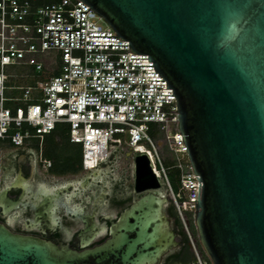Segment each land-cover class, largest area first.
<instances>
[{
  "label": "water",
  "instance_id": "95a60500",
  "mask_svg": "<svg viewBox=\"0 0 264 264\" xmlns=\"http://www.w3.org/2000/svg\"><path fill=\"white\" fill-rule=\"evenodd\" d=\"M80 1L153 62L131 67H154L173 90L210 263L264 264V0ZM133 180L138 198L104 243L75 251L0 226V264H161L178 243L145 154L133 157Z\"/></svg>",
  "mask_w": 264,
  "mask_h": 264
},
{
  "label": "built area",
  "instance_id": "2783aa9c",
  "mask_svg": "<svg viewBox=\"0 0 264 264\" xmlns=\"http://www.w3.org/2000/svg\"><path fill=\"white\" fill-rule=\"evenodd\" d=\"M102 22L80 0H0V146L43 153L45 138L63 132L79 148L85 173L101 170L122 148L132 164L135 155L145 154L195 250L190 223L202 183L180 135L173 90L154 67H131L153 62ZM44 30L59 31H49L48 38ZM19 77L23 83L15 82ZM156 131L173 156L171 168L160 156ZM52 164L41 159L45 171ZM170 170L176 172V189Z\"/></svg>",
  "mask_w": 264,
  "mask_h": 264
},
{
  "label": "flooded vegetation",
  "instance_id": "af4514ba",
  "mask_svg": "<svg viewBox=\"0 0 264 264\" xmlns=\"http://www.w3.org/2000/svg\"><path fill=\"white\" fill-rule=\"evenodd\" d=\"M42 158L43 153L37 148L10 149L5 154L0 166V226L13 234L75 251H81L91 237L86 248L108 240L111 223L138 198L133 168L127 185L114 191L104 182L102 169L87 173L79 181H61L59 174L54 183H42L39 181ZM126 160H132L131 155ZM53 168L52 164L50 170ZM167 215L173 220L178 247L164 256L161 264H197L194 248L178 228L170 202Z\"/></svg>",
  "mask_w": 264,
  "mask_h": 264
},
{
  "label": "rangeland",
  "instance_id": "374dc122",
  "mask_svg": "<svg viewBox=\"0 0 264 264\" xmlns=\"http://www.w3.org/2000/svg\"><path fill=\"white\" fill-rule=\"evenodd\" d=\"M103 26H106L105 22L103 21L101 23ZM9 73L12 75H15L17 72H15L13 69L9 70ZM23 75V74H22ZM22 78V77H21ZM21 78H16L15 82L23 83L24 80ZM33 81H31L29 84H32ZM154 136L155 142L159 145L160 148V156L164 162V165L167 168H171L174 166V159L173 156L169 153L164 136L161 132L156 131L155 133H152ZM64 136V135H63ZM59 135L55 136H48L43 141V156L45 158H51L53 162V170L45 171L44 169H41L39 172V181L42 183H54L57 179V176L60 177L61 181L63 180H72V181H79L81 180L87 173H85L82 169L76 171L74 167L75 161H79V164L81 162V158L79 157V148L77 146L69 144L67 137H63ZM13 149L9 146H0V166L2 165V159L5 157V154L10 150ZM18 150V149H15ZM20 151V150H19ZM129 156V150L127 148L119 149L115 154H113L110 158V160L102 167V172L104 174V182L110 189H114V191L120 190L121 187L128 183V177L132 175V160L127 161L126 158ZM76 157V158H75ZM71 159V160H70ZM175 175L176 172L173 170H170L169 178L171 180L172 186L174 189L177 188V183L175 182ZM55 176V177H53ZM164 192L166 193V196H168L169 202L172 205L171 199L169 194L167 193V188L163 186ZM172 207H174L172 205ZM191 231H194V236L196 240V255H199V257L202 259L203 264H206L207 262L210 263L208 257L206 256L204 250L202 249L198 235L197 230L194 225V221L191 220ZM181 231V230H180ZM184 231V230H183ZM190 243V242H189ZM206 261V263L204 262ZM197 264H200L197 260ZM211 264V263H210Z\"/></svg>",
  "mask_w": 264,
  "mask_h": 264
},
{
  "label": "trees",
  "instance_id": "16d2710c",
  "mask_svg": "<svg viewBox=\"0 0 264 264\" xmlns=\"http://www.w3.org/2000/svg\"><path fill=\"white\" fill-rule=\"evenodd\" d=\"M55 135H59V136H63V135H64L65 137H67L65 134H63V132H60V133L54 134L53 136H55ZM64 136H63V137H64ZM67 140H68V138H67ZM68 142H69V141H68ZM69 144H70V143H69ZM77 152H79V157L81 158L80 150L77 151ZM75 158H76V157H75ZM46 159L52 160L51 158H46ZM70 160H71V159H70ZM74 161H75V166H74V167H76L75 170H76V171H78L79 169L81 170V166H80V164H79V161H76L75 159H74ZM172 209H173L174 216L176 217V220H177L178 228H179L181 231H183L182 224H181V221H180V219H179V217H178V215H177V213H176V210H175L174 207H172Z\"/></svg>",
  "mask_w": 264,
  "mask_h": 264
}]
</instances>
